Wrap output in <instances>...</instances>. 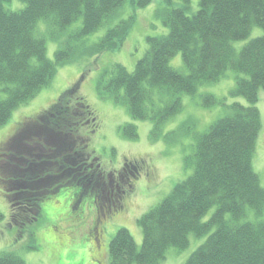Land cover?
I'll return each instance as SVG.
<instances>
[{"label": "trees", "instance_id": "obj_1", "mask_svg": "<svg viewBox=\"0 0 264 264\" xmlns=\"http://www.w3.org/2000/svg\"><path fill=\"white\" fill-rule=\"evenodd\" d=\"M18 1L25 7L12 11L5 4L13 0H0V127L18 107L51 85L57 68L72 61L77 43L113 23L126 6L141 9L152 2ZM163 3L158 18L169 32L147 38L148 49L133 72L122 65L106 72L99 83L100 94L125 106L134 121H153L155 136L163 123L181 112V95L194 96L201 85L219 82L229 70L242 75L231 96L244 98L249 105H229V115L198 137L191 159L193 173L138 220L144 235L141 248L121 228L110 242L109 264H160L170 248L186 249L192 233L208 238L186 264H264V187L253 167L262 128L257 104L264 89V35L239 52L234 47L254 27L264 30V0H199L193 15H188L192 0ZM79 20L82 27L69 32ZM40 22L45 26L40 34L48 32L59 46L53 61L47 57L45 38L37 34ZM133 24V17L120 20L87 52L119 50ZM180 53L187 73L170 65ZM201 101L206 108L221 103L211 94L201 96ZM86 118L91 119L87 104L69 90L9 141L8 152L0 158V183L12 204L17 194L30 195L19 205L31 218L39 194L54 190L52 177L75 171L67 165L73 147L76 168L80 165L83 155L76 148V132ZM121 130L130 140L137 139L136 125L128 123ZM42 173L49 177H41ZM212 208L215 212L204 222ZM250 211L255 222L244 221ZM3 219L0 212V223ZM0 264L26 263L5 253Z\"/></svg>", "mask_w": 264, "mask_h": 264}, {"label": "rangeland", "instance_id": "obj_2", "mask_svg": "<svg viewBox=\"0 0 264 264\" xmlns=\"http://www.w3.org/2000/svg\"><path fill=\"white\" fill-rule=\"evenodd\" d=\"M198 2L192 0L188 15L197 11ZM176 3L181 5L178 1ZM23 7L24 3L18 0L5 4V8L12 11ZM163 7V0H152L141 9L126 6L113 23L77 43L72 61L57 68L51 85L30 102L18 107L9 122L0 127L1 158L8 152L9 141L24 124L37 120L69 90H74L91 113V119L81 122L83 125L76 132V148L83 155L79 158L80 165L76 168L73 147L69 150L71 159L68 158L67 165L71 164L75 171L52 177L54 190L39 194L41 200L32 218L19 205L30 195L17 194L12 204L0 183V212L4 216L0 223V255L15 254L26 264H109L110 242L121 228L127 229L141 248L144 235L138 220L193 173L191 159L198 137L212 124L229 115V105L235 102L249 105L244 98L231 96L237 78L242 75L229 70L219 82L201 85L194 96L181 95V112L163 123L155 136L153 121H134L125 106L100 94L99 83L106 72L112 71L115 65H122L133 72L148 49L147 38L169 32L158 18V11ZM129 17L134 18V24L119 50L87 52L100 41L107 29ZM43 24L39 23L37 34L45 38L47 57L53 61L59 46L48 32L40 34L39 29H45ZM81 27L82 20H79L68 31ZM263 35V29L254 27L250 36L235 42L234 47L239 52L251 40ZM170 65L187 73L181 53L172 58ZM205 94L214 95L221 103L210 108L203 107L201 96ZM257 107L261 113L262 128L253 167L264 187V89L260 91ZM128 123L136 125V140H130L121 130ZM126 164L137 167V179L130 177V168L125 167ZM44 176L42 173L41 177ZM51 181L46 183L47 187H51ZM92 181H95V188L91 186ZM110 181L119 183L120 189L116 185L113 188L115 196L121 195L123 189L127 191L122 209L112 206V198L105 194L102 197L99 192L102 182L109 184ZM129 184L133 188H129ZM214 212L215 208H212L203 221L209 220ZM244 221L255 222L254 212H248ZM207 238L190 234L189 246L181 251L170 248L160 264H186Z\"/></svg>", "mask_w": 264, "mask_h": 264}, {"label": "flooded vegetation", "instance_id": "obj_3", "mask_svg": "<svg viewBox=\"0 0 264 264\" xmlns=\"http://www.w3.org/2000/svg\"><path fill=\"white\" fill-rule=\"evenodd\" d=\"M125 167H127V168H130V171H129V173H130V177L132 176V177H134V178H138V170H137V167L136 166H132V167H129L127 164L125 165ZM125 167L122 169V171H124V169H125ZM131 168L134 170L133 172H135L136 173V175L132 172V170H131ZM92 177V176H91ZM94 179V178H93ZM121 182V181H120ZM103 183V185H101L102 186V188L100 189V194H101V196L103 195V194H105V195H108V196H110L112 199H111V201H110V203L112 204V206H114L115 208H118V209H122V205H123V203L125 202V201H123V197L124 196H126V194H127V191L125 190V189H123V190H121V195H119V196H115V194H113V188H114V186L116 185L117 186V188L118 189H120L119 188V183L117 184H114V181H110V183L109 184H107L106 182H102ZM91 186H94V188H95V185H93V184H91ZM98 186V185H97ZM129 186V188H133V186L131 185V184H129L128 185ZM99 187V186H98ZM124 188V187H123ZM131 190V189H130ZM129 191V190H128ZM118 192H119V190H118ZM104 196V195H103ZM102 196V197H103ZM106 201H108V200H106ZM97 202H98V198H97ZM122 203V204H121Z\"/></svg>", "mask_w": 264, "mask_h": 264}]
</instances>
